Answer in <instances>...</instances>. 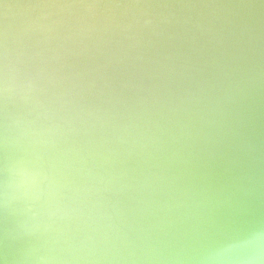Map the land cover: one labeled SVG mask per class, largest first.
<instances>
[{"label":"water","instance_id":"1","mask_svg":"<svg viewBox=\"0 0 264 264\" xmlns=\"http://www.w3.org/2000/svg\"><path fill=\"white\" fill-rule=\"evenodd\" d=\"M0 0V264H264V0H143L79 31Z\"/></svg>","mask_w":264,"mask_h":264},{"label":"clouds","instance_id":"2","mask_svg":"<svg viewBox=\"0 0 264 264\" xmlns=\"http://www.w3.org/2000/svg\"><path fill=\"white\" fill-rule=\"evenodd\" d=\"M151 6L143 0H21L17 4H5L4 9L6 13L12 8L38 12L39 18L47 22L42 26L46 30L61 27L79 31L84 16L102 13L104 21L110 23L117 20V10L126 15Z\"/></svg>","mask_w":264,"mask_h":264}]
</instances>
